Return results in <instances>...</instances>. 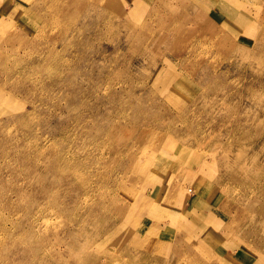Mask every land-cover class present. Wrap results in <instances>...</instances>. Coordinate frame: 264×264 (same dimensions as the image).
Wrapping results in <instances>:
<instances>
[{
	"label": "rangeland",
	"instance_id": "1",
	"mask_svg": "<svg viewBox=\"0 0 264 264\" xmlns=\"http://www.w3.org/2000/svg\"><path fill=\"white\" fill-rule=\"evenodd\" d=\"M160 28L189 35L181 56L165 52L176 41L150 39ZM153 47L160 66L149 73L124 75L133 62L114 61ZM253 53L264 54V0H0V149L26 152L24 162L0 160L10 175L0 189V264H166L168 242L189 246L176 264H264L257 231L240 235L233 257L213 240L240 233L216 201L259 197L250 181L258 169L233 155L264 136L254 110L264 74L244 68ZM240 167L214 187L217 170ZM69 202L79 208L55 207ZM93 209L109 233L90 231Z\"/></svg>",
	"mask_w": 264,
	"mask_h": 264
},
{
	"label": "bare ground",
	"instance_id": "2",
	"mask_svg": "<svg viewBox=\"0 0 264 264\" xmlns=\"http://www.w3.org/2000/svg\"><path fill=\"white\" fill-rule=\"evenodd\" d=\"M98 0H94V3H97ZM133 12V11H132ZM118 25H115V29L113 28V33H115L116 31V27ZM150 39L154 42H172L175 44L172 46L173 48H171L170 50V54L168 52V50H165V52L172 57H178L181 56V52L184 51L188 45L189 42H187V40L190 38L189 35H173L172 37H170V35H168V31H164L163 29H159V30H155V31H151V35H150ZM129 37V36H127ZM126 38V37H125ZM120 39V38H119ZM187 44V46L185 47V45ZM101 54V52H100ZM250 56V55H249ZM156 57H161L159 50L155 47H153L152 49H140L139 52H135V51H131L128 54H125L123 56H117V59L114 60L116 63H131L133 62L130 66L125 70V74L124 75H128L131 72L134 71H138V72H150L152 71L151 69H153V67H157L160 66V64H156L155 63V58ZM141 59V60H140ZM251 59L254 62L253 64H250L248 66H244V68L253 73V72H257V73H262L264 74V54L260 55L258 53H253L251 55ZM136 60V61H135ZM136 63H135V62ZM162 62V61H161ZM162 64H165V62H162ZM203 71H207L208 70V66L207 64H203ZM113 94H110L109 96H107V99L110 97H113ZM242 97H246V95H242ZM237 98V97H236ZM106 99L105 102H102V107L105 108L106 105L107 107H112L111 103H109V101ZM235 99V98H234ZM230 104H233L232 102H230ZM241 109L243 111H249L252 109L251 106H247L244 105L241 107ZM255 111H258L261 114L262 119L264 120V103L263 102H259L258 105H256L254 107ZM142 118V116H141ZM139 128V131H141V127L139 125H136ZM248 129H254V125H247ZM119 130H125L122 128H119ZM129 130V129H128ZM258 133H264V125L262 124L259 128H258ZM152 134L151 132H149L147 135ZM145 133H143L140 136H144ZM186 135H191V132H186ZM183 136V133H175L173 135L174 138V143L181 139ZM4 144V141L2 139V137L0 136V147ZM244 144V143H242ZM244 146L247 148V152L245 154V152L237 155V154H233L235 157L237 158H242L245 161L251 162L252 165L254 167H256L258 169V177H255L254 175L252 177H250V181L251 180H258L259 182V186L256 188V190H258L259 193V197L258 198H254L251 199V197L249 195H245L244 197L241 195V197L238 200H234L232 201V203H227L224 206L220 205L218 201L215 202L214 204V210L215 212L222 210L226 215L229 213H233V216L229 219L228 221V228L227 229H239L240 233H224L223 235H218V234H214L213 235V240L217 239V238H221V240L224 241L225 243V249L221 250L219 248H215L214 250L215 252L221 254L224 257H233V250L236 249L238 250V248H241L242 244L240 241V235L242 237H246L245 235L250 233L251 231H257V235H259V237L261 235H263L262 237H260L259 239H256L255 243L258 244L259 246H264V136L262 138H260L258 140V142L255 143V141H248L247 143L244 144ZM215 150L218 149L217 147H213ZM257 149V152L254 153L253 150ZM229 151H232V146L228 149ZM232 155V154H231ZM8 160V159H15L18 160L19 162H24L26 159V152L25 151H20V150H14L13 148H10L8 151L0 149V160ZM203 167V166H202ZM201 167V168H202ZM238 171V170H237ZM243 172V167H240V170L236 173H234L233 171L230 173V175L228 176H223L222 174H219V170L216 171V177L213 180V185L216 188H219L222 184L226 185L232 178H234V176L236 174L242 173ZM10 175L6 172H4L3 170L0 171V189L3 186L4 189L6 188V184L8 183V181L10 180L8 177ZM45 176V175H43ZM49 177H54L53 175H49ZM104 177L109 179L110 175L108 174H104ZM55 178V177H54ZM201 179V178H199ZM37 182H42L43 179L40 177L36 178ZM54 185V181L51 182L47 188H52ZM211 187V185L209 186ZM45 188V187H43ZM155 189H159L157 187H155ZM26 194V199H25V204L26 207L29 208L31 207V204L28 203L27 200V193ZM18 197H21L20 195ZM24 203V202H23ZM56 209L58 208L59 210H69V209H77L79 208V206L75 203V202H69L68 204L66 203H61V204H57ZM96 209L87 211L86 214H92L94 213V216L99 217V219H97L96 221V227L94 229H91L90 231L93 232H100L103 234L109 233V224L107 221H102V219H100L101 217L105 216L104 214L101 213V211H98ZM115 212L118 213V209H114ZM119 212H121V210H119ZM38 220V216L30 218V228L33 229L36 227V224L34 223L35 221ZM166 222V221H163ZM128 226V224H127ZM8 229H13L12 227H7L5 229H3V231L1 233H7ZM15 229V227H14ZM18 231H21V229H17ZM86 230V229H83ZM261 231V232H260ZM72 234H78L77 230H74L73 232L70 233V235ZM5 236V235H4ZM3 236V237H4ZM35 237H37V234L35 235ZM234 237V238H232ZM44 238V237H43ZM127 238V237H126ZM123 239L124 244L128 245L131 244V241L133 240H129V239ZM240 241V242H239ZM251 245L255 246L253 243L249 242ZM134 244V243H133ZM185 246L189 247L188 245H177V244H172L170 242H168L166 244V248H169L171 253L168 254V258L170 259L168 262H166V264H176L177 261H179L180 259H184L187 254H188V250H185ZM180 247V250L178 251V248ZM20 249V248H19ZM21 252H23L22 255H25L26 251L20 249ZM211 251V249H210ZM97 258H93L89 264H96L97 263ZM238 264H255L253 261H251L249 259V257H245L243 259H241Z\"/></svg>",
	"mask_w": 264,
	"mask_h": 264
}]
</instances>
